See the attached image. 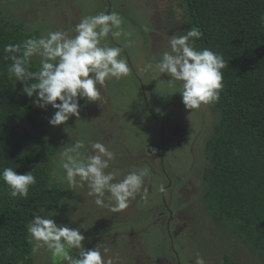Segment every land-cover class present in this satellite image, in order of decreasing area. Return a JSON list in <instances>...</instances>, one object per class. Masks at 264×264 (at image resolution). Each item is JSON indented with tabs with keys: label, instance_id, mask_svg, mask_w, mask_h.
<instances>
[{
	"label": "rangeland",
	"instance_id": "obj_1",
	"mask_svg": "<svg viewBox=\"0 0 264 264\" xmlns=\"http://www.w3.org/2000/svg\"><path fill=\"white\" fill-rule=\"evenodd\" d=\"M180 5L179 0H0V10L6 20L21 22L29 34L37 35L36 38L57 30L72 36L83 17L100 12H116L124 22L125 35L117 38L109 35L101 44L123 49L122 56L127 58L129 74L108 80L103 86L98 85L101 99L96 102L78 98L79 118L70 117L63 125H50V136L60 152L62 147L71 146L77 140H83L89 151L90 141L105 144L115 153L107 171L117 170V180L143 167L150 170V176L145 178L141 193L126 209L113 212L95 205V197L87 195V186L71 188L68 185L64 170L58 166L59 155L51 173L53 180L62 187L64 198L57 210L43 211L42 214L52 216L58 225L80 228L85 236L82 241L85 249L98 248L106 262L132 264V261H138L136 254L142 249L154 256L155 250L166 251L164 239L160 240L154 232L160 230L163 237L168 235L165 229L169 215H161L165 208H156L161 205L158 187L162 184L168 191L163 199L171 213L169 221L173 219L169 248L175 261L174 254L178 256L179 264H195L196 253H199L206 264H225V255L241 264H264V254H256L236 242L228 230L216 227L206 214L202 198V175L207 165L204 152L205 143L212 136L218 120L216 110L210 104L186 109L179 94L180 84L176 82L174 88H169L161 83L171 79L168 75L144 71L145 64L158 63L159 55L170 51L169 40H166L170 33L184 31L180 22L184 19V12ZM40 59L39 56L30 58L39 66ZM54 111L50 105L42 109L41 120L48 123ZM178 125L185 130L186 137L181 147L178 144L183 140L177 142L172 136L173 128ZM152 149L157 150L154 156L151 155ZM153 212L159 213L160 217L152 222L150 216L154 215ZM142 218L149 221L145 227L148 236L144 238L143 248H137V252L135 247L128 249L125 246L123 253L117 248L118 244L113 243L115 236H111V229L118 230L120 226L142 221ZM107 237L112 243L106 240ZM126 242L130 246L137 243V239L130 237ZM30 243L34 264H67L54 257L46 247L33 252L35 242L31 237ZM71 252L77 254L74 249ZM154 258L157 260L158 256ZM159 261L167 264L171 259L164 256Z\"/></svg>",
	"mask_w": 264,
	"mask_h": 264
},
{
	"label": "trees",
	"instance_id": "obj_2",
	"mask_svg": "<svg viewBox=\"0 0 264 264\" xmlns=\"http://www.w3.org/2000/svg\"><path fill=\"white\" fill-rule=\"evenodd\" d=\"M179 2L184 12L180 22L185 29L181 34L172 32L169 37L185 34L190 27H199L203 35L193 46L222 55L227 65L222 70L220 98L210 104L218 120L205 143L207 165L202 175V198L206 214L216 227L228 230L236 242L263 255L264 26L260 17L264 15V0ZM36 36L29 34L21 22L6 20L0 10V170L12 167L18 174L32 171L36 178L26 198L10 197L9 188L0 181V264H34L28 224L37 210H57L64 198L62 187L51 173L60 155L59 147L50 136L51 126L41 120L42 109L33 104L35 94L27 97L22 91L23 82L14 76L10 78L7 72L11 61L5 59L9 54L4 52V46L22 44ZM161 57L162 54L157 60ZM39 67L30 60L29 71L36 72ZM162 197L161 205L156 206L162 207L161 210L164 209ZM153 214L152 222L160 217L159 213ZM141 220L129 222L118 230L111 229V236L124 238L128 249L143 248L149 221ZM165 230L166 237L162 231H154L167 246L162 252L152 245L158 256L155 264L171 254L169 240L172 237L170 231ZM130 237L137 239V243L129 246L126 241ZM144 250L137 251L136 263L153 264L156 255H148ZM225 257V264H241Z\"/></svg>",
	"mask_w": 264,
	"mask_h": 264
},
{
	"label": "clouds",
	"instance_id": "obj_3",
	"mask_svg": "<svg viewBox=\"0 0 264 264\" xmlns=\"http://www.w3.org/2000/svg\"><path fill=\"white\" fill-rule=\"evenodd\" d=\"M123 18L116 12H100L85 16L69 36L62 30L50 31L47 36L26 39L22 44H7L5 57L11 61L7 72L23 82V93L32 98L41 109L51 106L55 111L48 123L63 125L70 117L79 118V99L96 102L101 99V90L106 81L127 76L130 68L123 49L102 45L101 41L125 35ZM264 26V15L260 17ZM203 33L199 27H190L185 34L169 37L170 51H165L158 63H147L144 71L166 73L171 79L166 84L174 88L180 82L179 94L186 109H198L201 105L217 102L223 89V72L227 66L222 55L203 48L197 50L193 43ZM39 56L40 67L36 72L28 70L30 58ZM79 98V99H78ZM58 101V102H57ZM90 151L83 140L62 147L59 167L64 170V179L71 188L89 189L94 203L113 212L126 209L131 200L141 193L145 178L150 176L147 167L128 172L117 180V170L107 171L115 153L105 144L90 141ZM152 149L151 155H155ZM87 153V154H85ZM0 181L8 188L12 198L28 196L30 186L36 183L32 171L18 174L12 167L0 170ZM166 191L164 185L158 187ZM43 209L35 212L27 231L35 242L33 252L46 247L54 257L67 264H112L103 259L98 248L85 249V236L80 228L58 225L52 216L44 215ZM76 250L73 255L71 250ZM195 264H206L196 253Z\"/></svg>",
	"mask_w": 264,
	"mask_h": 264
},
{
	"label": "flooded vegetation",
	"instance_id": "obj_4",
	"mask_svg": "<svg viewBox=\"0 0 264 264\" xmlns=\"http://www.w3.org/2000/svg\"><path fill=\"white\" fill-rule=\"evenodd\" d=\"M174 129V131H173V133H172V136H173V138L177 141V142H180L181 140H183L182 142L183 143H181V144H178V145H180V147L184 144V142L186 141V137H185V130H183V129H181L180 127H179V125L177 126V127H174L173 128ZM177 145V146H178ZM168 191L166 190L164 193H161V195H163L164 196V194L165 193H167ZM162 203H163V206H164V208H165V211H163L162 213H161V215L163 214V213H166V214H168L169 215V217H168V221H167V223H166V226L168 225V223H169V229L171 228V225H172V222H173V219H171L170 221H169V218H170V215H171V213L168 211V209L166 208L167 206H166V204H165V200L163 199V197H162ZM160 215V214H159ZM157 218H159V217H157ZM167 228V227H166ZM170 233H171V230H170ZM109 237V236H108ZM106 238V240L109 242V243H112V240L110 241L109 240V238ZM110 239H112V238H110ZM115 240V242L113 241V243L115 244V243H117L118 244V247L117 248H119V249H122V251H123V253H124V249H125V239L124 238H117V239H114ZM133 244V243H132ZM112 245V244H111ZM174 256L176 257V261H177V264H179V258H178V256L177 255H175L174 254ZM170 259H171V261L170 262H168L167 264H175L176 263V261L173 259V257L170 255ZM154 260H156V258H154L153 259V264H155V261ZM158 264H160V261L158 262Z\"/></svg>",
	"mask_w": 264,
	"mask_h": 264
},
{
	"label": "water",
	"instance_id": "obj_5",
	"mask_svg": "<svg viewBox=\"0 0 264 264\" xmlns=\"http://www.w3.org/2000/svg\"><path fill=\"white\" fill-rule=\"evenodd\" d=\"M170 186H171V183H170ZM167 230H168V232L170 231V229H169V223H168V227H167Z\"/></svg>",
	"mask_w": 264,
	"mask_h": 264
}]
</instances>
